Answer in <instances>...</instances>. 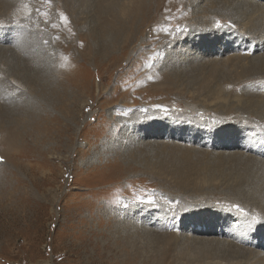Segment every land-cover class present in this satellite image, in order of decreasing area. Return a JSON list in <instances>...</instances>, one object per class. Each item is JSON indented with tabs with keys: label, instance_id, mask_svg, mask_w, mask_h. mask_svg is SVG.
<instances>
[{
	"label": "rangeland",
	"instance_id": "374dc122",
	"mask_svg": "<svg viewBox=\"0 0 264 264\" xmlns=\"http://www.w3.org/2000/svg\"><path fill=\"white\" fill-rule=\"evenodd\" d=\"M13 3L0 264H264V0Z\"/></svg>",
	"mask_w": 264,
	"mask_h": 264
},
{
	"label": "bare ground",
	"instance_id": "6f19581e",
	"mask_svg": "<svg viewBox=\"0 0 264 264\" xmlns=\"http://www.w3.org/2000/svg\"><path fill=\"white\" fill-rule=\"evenodd\" d=\"M16 1V3H13L12 4V6H14V7H18V8H20L21 7V4H22V0H15ZM24 1V0H23ZM13 7V8H14ZM22 8V7H21ZM260 66V65H259ZM253 67V66H252ZM263 68H264V66L262 65V66H260L259 68H257V70L258 71H262L263 70ZM262 73H264V72H262ZM253 106V105H252ZM248 107V106H247ZM253 108V107H252ZM248 111H249V109H248ZM263 115V114H262ZM262 115H261V117H262ZM248 150V149H247ZM263 248V247H262ZM264 255V254H263Z\"/></svg>",
	"mask_w": 264,
	"mask_h": 264
}]
</instances>
